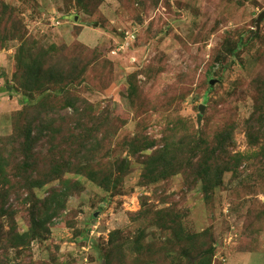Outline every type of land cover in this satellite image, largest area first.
Masks as SVG:
<instances>
[{
	"label": "rangeland",
	"instance_id": "374dc122",
	"mask_svg": "<svg viewBox=\"0 0 264 264\" xmlns=\"http://www.w3.org/2000/svg\"><path fill=\"white\" fill-rule=\"evenodd\" d=\"M263 12L0 0V264H264ZM20 51L41 78L69 73L68 89L26 102ZM31 121L50 127L33 152L70 162L37 188L11 168Z\"/></svg>",
	"mask_w": 264,
	"mask_h": 264
},
{
	"label": "trees",
	"instance_id": "16d2710c",
	"mask_svg": "<svg viewBox=\"0 0 264 264\" xmlns=\"http://www.w3.org/2000/svg\"><path fill=\"white\" fill-rule=\"evenodd\" d=\"M91 3V2H89ZM83 8V7H82ZM84 9L86 11H89L87 7L84 6ZM73 48V47H72ZM236 49V48H234ZM233 49V50H234ZM26 50V53L30 52L32 49L28 47ZM51 50H54L56 52L65 50V48H60V47H52ZM63 53V52H62ZM24 53L21 51L18 53L17 60L19 63H22L23 66L26 68V77L24 78V82L20 83L22 87L25 88V92L28 94H25L26 97V102H29V96L28 95H33L35 93L43 94L46 91L50 89V87H53V85H58L59 90H66L68 89V85H70L72 82V78L65 82V76L69 75L68 77L70 78V74L64 73L61 71L59 73H53L50 69H47L45 72L44 77L41 78L42 76V67L43 65L41 64H36V63H25L24 60H26V57L23 56ZM44 55L48 56V59L52 58L54 53L49 50H44ZM25 58V59H24ZM57 75V76H56ZM54 80V81H53ZM64 82V83H62ZM62 83V85H60ZM64 107L66 108H73L74 114L78 115L79 117H83L85 115L84 112H80L78 108H76L74 105L78 101V98L75 96H68L66 97ZM29 104V103H28ZM29 108H35L36 103L29 104ZM30 110V109H29ZM90 111V110H88ZM80 112V113H79ZM91 113V112H90ZM47 125V123H46ZM44 125L41 128H35V122L31 121V124L24 127L23 129H17V133L13 134V140H12V145L17 151L22 152L23 158L20 163H17L15 166L11 167L18 171V175H23L20 176L22 179L25 178L27 180V186L28 188H37L43 186L44 183L51 182L55 179H58L64 172H66L69 168V161L63 159V157L53 160L51 162L48 158L47 160L42 161L38 156L37 152H33L38 145L37 142L42 141L44 137V131L49 132L48 130L50 127L47 128V126ZM35 126V127H34ZM22 130V131H21ZM35 130L37 133H34ZM44 130V131H43ZM49 136L52 137V134ZM86 142L88 140L84 139ZM255 145V144H254ZM1 161L3 162L2 164L0 163V173H1V167L3 164L6 163V160L1 156L0 157ZM12 165V164H11ZM10 168V169H11ZM5 179H6V174H5ZM161 225H164L163 223ZM159 225L161 228H165L164 226ZM105 260L109 262V259L106 257Z\"/></svg>",
	"mask_w": 264,
	"mask_h": 264
},
{
	"label": "water",
	"instance_id": "95a60500",
	"mask_svg": "<svg viewBox=\"0 0 264 264\" xmlns=\"http://www.w3.org/2000/svg\"><path fill=\"white\" fill-rule=\"evenodd\" d=\"M264 16V12L260 14L259 19H261Z\"/></svg>",
	"mask_w": 264,
	"mask_h": 264
},
{
	"label": "built area",
	"instance_id": "2783aa9c",
	"mask_svg": "<svg viewBox=\"0 0 264 264\" xmlns=\"http://www.w3.org/2000/svg\"><path fill=\"white\" fill-rule=\"evenodd\" d=\"M59 23V22H58Z\"/></svg>",
	"mask_w": 264,
	"mask_h": 264
}]
</instances>
